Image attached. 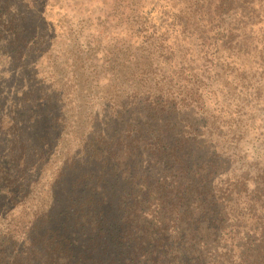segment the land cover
Segmentation results:
<instances>
[{"label": "rangeland", "instance_id": "rangeland-1", "mask_svg": "<svg viewBox=\"0 0 264 264\" xmlns=\"http://www.w3.org/2000/svg\"><path fill=\"white\" fill-rule=\"evenodd\" d=\"M45 16L51 31H39L45 37L25 75L12 71L25 62L0 54L2 114L28 106L31 87L54 101L45 111L51 122L34 129L30 113L20 117L45 162L27 198L14 187L1 194L0 246L22 244L34 214L48 208L55 174L88 139L100 145L129 123L162 121L164 105L174 111L172 139L206 142L218 206L238 231L263 237L264 0H46ZM13 34L2 30L5 39ZM243 234L223 257L238 258Z\"/></svg>", "mask_w": 264, "mask_h": 264}, {"label": "trees", "instance_id": "trees-1", "mask_svg": "<svg viewBox=\"0 0 264 264\" xmlns=\"http://www.w3.org/2000/svg\"><path fill=\"white\" fill-rule=\"evenodd\" d=\"M36 1L0 0L5 43L0 54L10 62H30L31 48L45 37L39 31H51L46 0ZM4 29L14 34L5 39ZM19 65L12 68L14 76L21 70L25 75L27 63ZM28 94L30 103L17 106L16 113L9 109L4 115L0 108V196L14 187L21 201L40 181L45 160L25 137L30 125L20 117L30 113L34 129L54 119L53 112L50 117L45 112L52 97L33 87ZM164 107L162 121L148 117L129 123L106 134L100 145L88 139L69 157L50 185L48 208L34 214L20 246L4 240L13 249L0 246V264H264V236L238 231L237 218L218 206L206 142L172 139L168 127L176 125L170 120L174 111ZM241 233L238 258L223 257L224 245Z\"/></svg>", "mask_w": 264, "mask_h": 264}]
</instances>
